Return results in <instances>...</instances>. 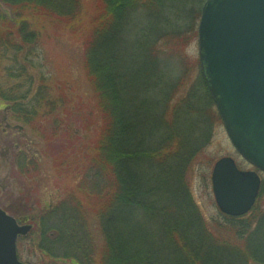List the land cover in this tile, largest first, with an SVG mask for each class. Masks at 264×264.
I'll return each instance as SVG.
<instances>
[{
    "label": "trees",
    "instance_id": "16d2710c",
    "mask_svg": "<svg viewBox=\"0 0 264 264\" xmlns=\"http://www.w3.org/2000/svg\"><path fill=\"white\" fill-rule=\"evenodd\" d=\"M169 1L187 2L92 0L87 22L80 23L81 0H0L11 10L10 16L0 12V102L15 118L33 122L44 155L63 180H71L55 204L41 208L39 221L18 218L33 227L31 238L38 235V251L45 253L42 243L50 234L72 251L77 264L247 263L248 241L255 238H250L251 229L257 227L256 236L262 232L264 216L256 208L240 218L223 216L226 224L216 225L218 233L203 221L183 175L169 167V154L181 140L166 115L170 98L163 93L155 103L150 95L161 67L163 37L127 44L130 17L155 15ZM51 33H66L81 43L100 117L92 144L77 147V135L69 127L62 130L51 113L38 115L46 87L34 73L32 58ZM44 105L51 112L57 107L51 100ZM37 116L41 122L36 123ZM17 167V174L27 178L39 170L26 155H20ZM91 218L97 219L102 236L96 256L87 225ZM226 234L229 241L222 240Z\"/></svg>",
    "mask_w": 264,
    "mask_h": 264
},
{
    "label": "rangeland",
    "instance_id": "374dc122",
    "mask_svg": "<svg viewBox=\"0 0 264 264\" xmlns=\"http://www.w3.org/2000/svg\"><path fill=\"white\" fill-rule=\"evenodd\" d=\"M81 1L85 4L80 23H86L93 4L92 0ZM166 3L163 4L165 8L155 15L146 12L133 14L125 37L129 47L130 43L135 45L137 39L144 42L163 37L159 42L162 48L161 67L156 72L157 81L154 80V89L150 95L154 102H159L163 93L168 95L170 101L166 115L172 117L174 134L181 139L176 152L169 154L172 158L169 167L172 166L173 172L179 171L183 175L185 187L204 218L203 221L211 229L214 225L215 233H218L220 229L216 225H224L226 222L212 192L211 173L214 164L222 158H230L241 171L254 169L233 149L202 78L197 36L198 17L204 2L200 4V0H187L184 4L181 1L176 4L172 1ZM1 11L11 15V10L2 4ZM32 59L36 70L34 73L39 75L46 87L38 115L45 117L51 113L50 119L60 121L62 130L69 127L70 132L77 135V147H80L79 144H92L100 125V117L84 72L81 43L69 34L51 33L49 38L43 39ZM5 64L10 65V62ZM49 100L57 106L54 112L44 105ZM10 110L0 102V209L15 218L34 217L39 221L41 208L55 204L71 180H63L51 159L44 155V145L33 122L30 124L20 117L15 118ZM37 122H41L39 116ZM20 155L30 156L38 163L39 170L33 178L17 174ZM190 160V164L183 167ZM259 176L262 185L257 200L254 209L246 215L252 214L256 208L255 213L264 216V176ZM87 225L95 242L93 252L95 256L99 255L102 236L98 221L87 219ZM256 230L257 227L253 226L250 232V238L252 235L255 238L254 243L252 239L250 243L248 241L249 257L245 264H264V228L257 236ZM55 238L47 234L42 243L46 254L38 251L37 243L34 242L39 240L37 234L33 238H24L19 248L21 261L27 264H77L72 259V251L69 252L62 243H55ZM222 240L229 241L227 234Z\"/></svg>",
    "mask_w": 264,
    "mask_h": 264
},
{
    "label": "water",
    "instance_id": "95a60500",
    "mask_svg": "<svg viewBox=\"0 0 264 264\" xmlns=\"http://www.w3.org/2000/svg\"><path fill=\"white\" fill-rule=\"evenodd\" d=\"M202 75L226 134L241 158L264 174V0H207L198 27ZM221 213L241 217L254 206L260 179L231 159L212 171ZM30 231L0 210V264L17 260L16 240Z\"/></svg>",
    "mask_w": 264,
    "mask_h": 264
},
{
    "label": "flooded vegetation",
    "instance_id": "af4514ba",
    "mask_svg": "<svg viewBox=\"0 0 264 264\" xmlns=\"http://www.w3.org/2000/svg\"><path fill=\"white\" fill-rule=\"evenodd\" d=\"M19 224H20V223H19ZM21 243H22V242H19V239H18V240H17V243H16V247H17V256H18V260H19V262L24 263V262L21 261L20 256H19V248H20ZM26 264H27V263H26Z\"/></svg>",
    "mask_w": 264,
    "mask_h": 264
}]
</instances>
